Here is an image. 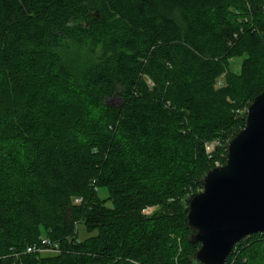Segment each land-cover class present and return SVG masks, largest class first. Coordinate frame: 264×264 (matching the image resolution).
I'll return each mask as SVG.
<instances>
[{
  "label": "trees",
  "instance_id": "1",
  "mask_svg": "<svg viewBox=\"0 0 264 264\" xmlns=\"http://www.w3.org/2000/svg\"><path fill=\"white\" fill-rule=\"evenodd\" d=\"M263 88L264 0H0V264H193L182 199Z\"/></svg>",
  "mask_w": 264,
  "mask_h": 264
},
{
  "label": "water",
  "instance_id": "2",
  "mask_svg": "<svg viewBox=\"0 0 264 264\" xmlns=\"http://www.w3.org/2000/svg\"><path fill=\"white\" fill-rule=\"evenodd\" d=\"M182 200L199 247L193 264H225L236 242L264 232V88L247 107L245 125L226 143L225 162L201 177Z\"/></svg>",
  "mask_w": 264,
  "mask_h": 264
},
{
  "label": "built area",
  "instance_id": "3",
  "mask_svg": "<svg viewBox=\"0 0 264 264\" xmlns=\"http://www.w3.org/2000/svg\"><path fill=\"white\" fill-rule=\"evenodd\" d=\"M217 143V141H212L208 144H206V149L209 151L213 148V146ZM74 203H79L81 201L80 197H74L73 198ZM25 250L27 252H34V253H44V252H50V253H57L60 251V247L58 242L52 240L48 235L44 234L41 235L37 241L29 243Z\"/></svg>",
  "mask_w": 264,
  "mask_h": 264
},
{
  "label": "rangeland",
  "instance_id": "4",
  "mask_svg": "<svg viewBox=\"0 0 264 264\" xmlns=\"http://www.w3.org/2000/svg\"><path fill=\"white\" fill-rule=\"evenodd\" d=\"M230 67L233 69V70H238L239 69V67H240V60L239 59H235V60H233L231 63H230ZM109 101H112L113 103H117L119 100H118V98H111ZM101 193L103 194L104 193V191H101ZM153 209V207H149V208H146L145 210H144V212H146V213H148V212H150L151 210ZM79 230H80V232H79V237H84L85 235H86V232H84L83 230H82V227H81V225H79Z\"/></svg>",
  "mask_w": 264,
  "mask_h": 264
}]
</instances>
